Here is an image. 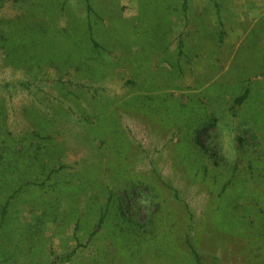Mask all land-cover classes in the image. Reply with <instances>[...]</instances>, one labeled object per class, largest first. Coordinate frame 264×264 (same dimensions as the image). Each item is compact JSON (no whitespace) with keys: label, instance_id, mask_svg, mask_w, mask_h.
I'll use <instances>...</instances> for the list:
<instances>
[{"label":"rangeland","instance_id":"obj_1","mask_svg":"<svg viewBox=\"0 0 264 264\" xmlns=\"http://www.w3.org/2000/svg\"><path fill=\"white\" fill-rule=\"evenodd\" d=\"M0 264H264V0H0Z\"/></svg>","mask_w":264,"mask_h":264}]
</instances>
